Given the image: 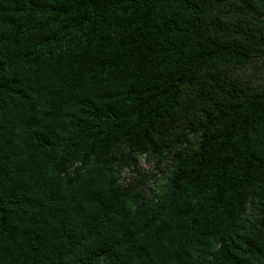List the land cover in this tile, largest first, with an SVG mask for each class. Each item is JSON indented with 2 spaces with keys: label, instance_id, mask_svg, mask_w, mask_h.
<instances>
[{
  "label": "trees",
  "instance_id": "obj_1",
  "mask_svg": "<svg viewBox=\"0 0 264 264\" xmlns=\"http://www.w3.org/2000/svg\"><path fill=\"white\" fill-rule=\"evenodd\" d=\"M0 264H264V0H0Z\"/></svg>",
  "mask_w": 264,
  "mask_h": 264
},
{
  "label": "rangeland",
  "instance_id": "obj_2",
  "mask_svg": "<svg viewBox=\"0 0 264 264\" xmlns=\"http://www.w3.org/2000/svg\"><path fill=\"white\" fill-rule=\"evenodd\" d=\"M154 163L153 162H147L146 158L142 157L140 159V167L144 170V171H153L154 170ZM166 172V165H162L160 166L159 169H155V176L156 177H161V175Z\"/></svg>",
  "mask_w": 264,
  "mask_h": 264
}]
</instances>
